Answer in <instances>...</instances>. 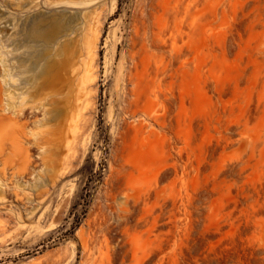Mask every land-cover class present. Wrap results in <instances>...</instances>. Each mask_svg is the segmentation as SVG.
I'll return each mask as SVG.
<instances>
[{"label":"rangeland","instance_id":"374dc122","mask_svg":"<svg viewBox=\"0 0 264 264\" xmlns=\"http://www.w3.org/2000/svg\"><path fill=\"white\" fill-rule=\"evenodd\" d=\"M0 104V264H264V0H0Z\"/></svg>","mask_w":264,"mask_h":264},{"label":"bare ground","instance_id":"6f19581e","mask_svg":"<svg viewBox=\"0 0 264 264\" xmlns=\"http://www.w3.org/2000/svg\"><path fill=\"white\" fill-rule=\"evenodd\" d=\"M55 32H56V28H53L52 29V31H50L49 33H46V35H48V37H49V40H52L53 38H54V35H55ZM1 106H2V104H0ZM2 108V107H1ZM2 111V110H1ZM4 111V110H3ZM6 111V110H5ZM10 111V110H9ZM11 112V111H10ZM9 112V113H10ZM1 113V112H0ZM6 114H8V111H7V113ZM6 117V116H5ZM8 117V116H7ZM9 117H11V115L9 116ZM2 121H4V120H2ZM7 121V120H6Z\"/></svg>","mask_w":264,"mask_h":264}]
</instances>
